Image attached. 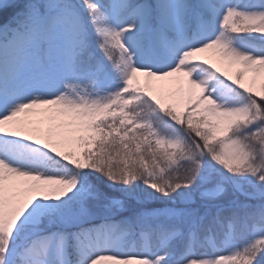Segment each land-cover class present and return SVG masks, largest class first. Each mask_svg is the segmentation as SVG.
I'll use <instances>...</instances> for the list:
<instances>
[{"label": "snow or ice", "instance_id": "6c2138e0", "mask_svg": "<svg viewBox=\"0 0 264 264\" xmlns=\"http://www.w3.org/2000/svg\"><path fill=\"white\" fill-rule=\"evenodd\" d=\"M0 264H264V0H0Z\"/></svg>", "mask_w": 264, "mask_h": 264}]
</instances>
